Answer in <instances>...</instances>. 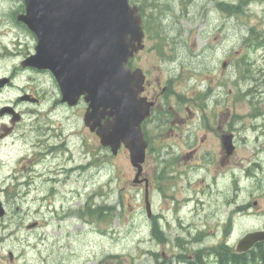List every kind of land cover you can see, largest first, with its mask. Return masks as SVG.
<instances>
[{
	"label": "rangeland",
	"instance_id": "1",
	"mask_svg": "<svg viewBox=\"0 0 264 264\" xmlns=\"http://www.w3.org/2000/svg\"><path fill=\"white\" fill-rule=\"evenodd\" d=\"M135 1L142 8L147 31V51L141 56L142 65L152 70L154 67L166 69L165 60L174 55L186 62L190 69L184 71L181 81L179 77L173 82L174 90L178 88L177 85H181L175 91L179 95L184 94L185 101L180 103L184 104V109L180 115L185 119V124L180 129H173V136L167 140V146L164 141H157V137L162 133L161 137L166 138L172 132L164 130L158 134L156 130H150L152 143L144 163V173L152 182L149 194L152 215H147L144 185L134 182L137 170L131 164L129 151L122 147L117 155H113L108 148L101 146L94 133H90L89 138L87 130H82L88 149H79L78 139L74 138L76 161L67 165H84V169L67 173L66 176H69L65 178L62 177L65 175H60L61 181L65 180L66 183L59 185L47 182L38 175V193L26 195L27 200L23 203L28 211L27 220H38L42 224L36 231L27 232L30 238H38V264H41V257L55 264L62 261L65 264H152L154 252L160 261H163V251L170 255L172 252L178 253L173 250L178 235L185 243L190 241L193 234L189 236L188 229L199 227L201 218L211 236H214L212 231L219 228L217 220L220 223L222 237L219 240L213 237L216 241L211 240L216 245L229 235L227 225H233V235L238 241L253 229L249 225L264 224L261 210L264 207V140L261 144L244 140L254 137V132H249L251 125L256 122L253 117L255 114L260 117L264 112V95L258 96L255 91L259 87L264 89V76L260 75L264 70V50L254 54L260 37L257 32L250 33L247 26L251 12L264 19V3L254 5L250 0H228L236 6L233 9L234 16L224 19L218 15L213 21L216 26L228 22L233 24L222 33L221 26L207 31L206 24L200 22H207V18L199 19L197 24L192 22L186 10L191 12L192 18L197 9L196 3H187L186 10L182 11L177 7L179 0ZM169 1L174 8L172 14L166 3ZM22 3L23 0H1L0 4L5 10L18 8ZM178 9L179 14L176 11ZM182 12L187 17L181 18ZM261 30L263 32L264 27ZM26 41L27 44L31 43L28 37ZM26 49L22 45L14 51ZM2 52L0 48V54ZM245 58H251L254 62L252 80L244 78L247 68ZM228 60L231 64L223 68L222 62ZM191 68L196 72H192ZM27 74V80L33 78V81L28 80L29 83L38 86L39 105L45 111L44 114L49 111L48 116L52 121L63 122L68 128L66 135L71 130L68 121H73L75 128L77 123L83 122L87 107L85 102L86 105L81 104L74 109L62 107L57 102L61 97L59 86L51 74ZM249 90L252 95H248ZM230 112L231 116L235 115L232 130L231 123L227 121ZM229 133L237 140V147L234 154L227 157L225 149L224 155L220 147L223 146L222 137ZM168 147L169 155L166 153ZM210 151L216 157H210ZM258 152L261 160H258ZM170 157L177 169L175 173L166 169L164 159ZM219 157L229 164L222 166ZM58 161L61 159H51L46 166H38V174ZM201 164L204 165L201 168L203 170L197 174L195 166ZM232 172L237 176L229 180ZM190 179L196 181V193L202 200L211 191L209 208L205 209L199 204L184 206ZM228 199L236 203H250L245 211L246 216L236 213L231 220L232 208L228 210ZM84 207L91 209L87 218L82 217ZM97 208L100 210L95 212ZM54 213H59L61 220L54 218ZM154 217L158 222L155 223L158 230L161 227L162 231L163 228L168 236L169 240L165 244L152 236L150 230ZM228 217L230 221L226 224ZM182 223L185 227H182ZM28 254L31 259L35 251Z\"/></svg>",
	"mask_w": 264,
	"mask_h": 264
},
{
	"label": "flooded vegetation",
	"instance_id": "2",
	"mask_svg": "<svg viewBox=\"0 0 264 264\" xmlns=\"http://www.w3.org/2000/svg\"><path fill=\"white\" fill-rule=\"evenodd\" d=\"M171 1L166 3H168L169 6V13L172 14L174 8ZM248 1L249 0H247V2ZM250 2H254V5H262L264 0H250ZM130 3L132 6H137L139 10V14L143 20V29L146 38V23L142 14V8L135 0H130ZM187 3H189V5L191 3H196L197 9L192 18L191 12L185 9ZM250 6L251 5L248 6L249 9ZM177 7L180 10L182 9V11L186 10L187 16L190 17L193 23L197 24L199 19L207 18V22L203 20L200 21L206 24L208 27L207 31L210 32V30L212 31L214 28L217 29L221 26L222 33L228 31L233 24H229L228 22L223 23V25L217 24L218 26H216V23L213 22L214 18H217L219 15L221 18L230 19L234 16L233 9L236 8V6L228 0H179ZM2 8L0 4V16L3 17V19L0 20V48L3 51L0 54V264H38V238H30L31 235H28L27 232L36 231L40 226L42 227V224L38 220H27L28 211H26L23 206V203L27 200L26 195L38 193V175L47 182H55L56 185H59L60 183H66L65 180L61 181V179L62 177H68L69 175L66 176L67 173L84 169V165H67L68 163H74L76 161L73 152L75 144L73 143V139H78V148L84 151V148L88 149V144L86 143L87 140L82 130H87V136L89 138L90 133H94L97 137L98 135L96 132H92L84 121L88 104L83 98L80 99L75 106H70L62 102V94L60 99L57 100L60 106L67 109H74L81 104H87L85 113L83 114V122L77 123V127L75 128V123L73 121H68L69 127L71 128L68 135H66V130L68 128L65 127L63 122L52 121V118L48 116V113H50L49 111L44 114L45 111H43L39 105L41 99L38 98V86H32V84L29 83V81H33V78L29 77L28 81L27 73H49L51 75L52 73L47 70H38L37 68L29 67L24 64L29 57L36 53V46L38 43L36 35L33 34L27 25L19 18L26 13L25 0H23L22 5L18 8H6L5 10ZM179 9L176 10L178 14ZM152 16L153 18L155 17L154 15ZM180 16L181 18L187 17L183 12L180 13ZM212 16L213 18L209 20ZM263 21V16L251 12L247 26H249L250 33L257 32L258 37H260V41L256 43L257 46L256 50H254V54L256 51L261 49L264 50V31L262 32L261 30L262 27H264ZM252 22H254V24H252ZM27 37L31 40L30 44H27ZM145 38L144 49L135 54L129 62L128 67L133 71L136 69H141L143 71L145 75V84L141 97L144 98L145 104H151L148 116L141 124L145 140L148 144L146 151L147 159L148 149L151 147L152 143L151 129L156 130L158 134L164 132V130L172 132L171 136L167 134L166 138L161 137L162 133L160 137H157V141H164L167 146V140H170L173 136V129H180L185 124V119L180 115L184 109V104H180L182 101H185L183 98L184 94L179 95L177 91H175L179 89L181 85L179 86L176 84L178 88L174 90L175 84H173V82L179 79V77L181 81L184 76V71L190 69L187 67L188 65L186 62L177 59L174 55L170 57L169 60H165L164 66L168 67L166 69L154 67L155 70H152L144 67L140 60L142 54L147 51ZM22 45L27 47L25 51H14L16 47ZM246 56L249 57V54H246ZM229 62L230 60L223 61L221 64L222 67L226 68L231 64ZM253 65L254 62L251 58L248 60L245 58V67H247L244 71L245 80L253 79V71L251 70ZM191 70L192 72H196L195 69L191 68ZM260 75L264 76V70L260 72ZM262 85L264 87V81ZM255 91L258 96L264 95V89L260 87ZM248 92V95H252V91L249 90ZM262 108L264 109V106ZM189 113L193 115L192 112ZM257 116L258 115L255 114L253 117L254 119L252 118L256 120V122L251 125L249 129V132H254V137H246L244 140L246 139L249 142L254 141L257 144H261L262 140H264V112L260 117ZM234 120L235 115L231 116V112L227 114V121L231 123V130ZM258 120L260 121L258 122ZM235 143L237 146L236 139ZM223 147L224 145H221L220 150L222 154L225 155V148ZM169 150L170 147H168L166 152L167 155H169ZM209 155L212 158L216 157L211 151ZM231 155L226 154L225 156L229 157ZM257 156L258 160H261L259 152ZM172 157L169 159L165 158L164 162L165 164L167 163L166 169L169 170V172L175 173L177 169L174 162L171 163ZM51 159H61V161L42 169L38 174V166H46V163ZM220 163L222 166L229 164V162L225 160L222 161V158H220ZM258 164L259 163H257L256 166ZM203 167L204 165L202 164L197 165V167L195 166V170H193L198 174L203 170L201 169ZM258 170L259 167H257L256 171ZM246 171L250 172L249 170ZM196 173L194 175H197ZM60 175L65 176L60 177ZM236 176L237 175L234 176L232 172L229 174V180L234 179ZM138 180L139 182L136 185H144L145 194L147 191L148 194H150L152 182L144 173V165L143 173ZM212 186L213 182L210 188ZM187 188L188 196L185 197L186 205L184 206L199 204L205 206V209L209 208L211 204L210 200L212 199L210 196L211 191L208 192L206 199L202 200L197 196L196 181H194V179L188 181ZM35 200L38 202V198ZM228 205V210L232 208L231 220H233L236 213L237 215L241 214L246 216L247 213L245 211L251 204L245 202L236 203L233 199H228ZM205 209L203 211V216H205ZM90 210V208L84 207L82 210V217L87 218L90 214ZM98 210H100V208L95 209V212ZM261 210L263 219L264 207ZM78 214L80 215L79 211ZM54 218L61 220L59 213H54ZM229 221L230 217L226 219V224H228ZM203 222L204 219L201 218L199 227L194 226V228L188 229L189 236L193 234V238L190 239L192 242L188 240L187 243H185L181 239V235H178L175 246L173 247V250L178 251V253L172 252L170 255L163 251L161 254L163 261H160L158 259V254L154 252L151 259L153 261L152 264H154V262L157 264H264V241L255 242L246 251H239L240 243H238L240 240L242 242L250 234L264 232V224L263 226H261V224L259 226L249 225L253 229L238 241L233 235V225H227L229 235L225 241L216 245V242L213 243L211 240H213V237L217 240L222 237V233H220V223L217 220L216 225H218L219 228L215 232L212 231L214 236H211L207 225ZM155 223L158 222H156L154 217L150 230L152 236L157 238L161 244L167 243L169 239L163 228L161 231L160 227V234L156 236L154 228ZM189 226L191 227L192 225L189 224ZM182 227H185L184 223H182ZM195 234L196 240L194 239ZM33 250L35 254L29 259L28 253ZM40 252L42 251L40 250ZM148 254L150 255L151 253L148 252ZM40 262L41 264H55L53 261H49L48 258L44 260L43 257H41ZM57 264L59 263L57 262ZM60 264H65V262L62 261Z\"/></svg>",
	"mask_w": 264,
	"mask_h": 264
},
{
	"label": "water",
	"instance_id": "3",
	"mask_svg": "<svg viewBox=\"0 0 264 264\" xmlns=\"http://www.w3.org/2000/svg\"><path fill=\"white\" fill-rule=\"evenodd\" d=\"M20 16L36 35V53L24 64L52 73L70 106L80 99L88 104L86 125L96 132L103 147L117 155L124 146L137 169L135 183L143 173L148 148L141 124L151 104L141 94L145 75L128 67L144 49L143 20L130 0H25ZM227 155L235 151L234 135L222 137ZM148 217L151 205L145 194ZM264 241V232L248 235L239 245L246 251Z\"/></svg>",
	"mask_w": 264,
	"mask_h": 264
},
{
	"label": "trees",
	"instance_id": "4",
	"mask_svg": "<svg viewBox=\"0 0 264 264\" xmlns=\"http://www.w3.org/2000/svg\"><path fill=\"white\" fill-rule=\"evenodd\" d=\"M155 234H156V236H159V234H160V231L158 230V227H157V225H155Z\"/></svg>",
	"mask_w": 264,
	"mask_h": 264
},
{
	"label": "bare ground",
	"instance_id": "5",
	"mask_svg": "<svg viewBox=\"0 0 264 264\" xmlns=\"http://www.w3.org/2000/svg\"><path fill=\"white\" fill-rule=\"evenodd\" d=\"M198 233V232H197ZM194 239L196 240V234H195V236H194Z\"/></svg>",
	"mask_w": 264,
	"mask_h": 264
}]
</instances>
